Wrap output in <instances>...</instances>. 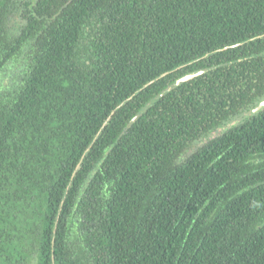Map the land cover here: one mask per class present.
Returning <instances> with one entry per match:
<instances>
[{"label":"trees","instance_id":"trees-1","mask_svg":"<svg viewBox=\"0 0 264 264\" xmlns=\"http://www.w3.org/2000/svg\"><path fill=\"white\" fill-rule=\"evenodd\" d=\"M263 100L264 0H0V264H264Z\"/></svg>","mask_w":264,"mask_h":264},{"label":"water","instance_id":"water-1","mask_svg":"<svg viewBox=\"0 0 264 264\" xmlns=\"http://www.w3.org/2000/svg\"><path fill=\"white\" fill-rule=\"evenodd\" d=\"M207 69H208V68H205V69H199V70L192 71V72H190V73H187V74L181 76L180 78H178L177 80H175V82H174L173 84L169 85V86L164 90V92L170 90L172 87H174V86H176V85L182 83L183 81L189 80V79L193 78L194 76H196V75H198V74H201V73L205 72ZM148 104H149V103H148ZM262 107H264V100L261 101L256 107H254L253 110H252V112H256V111H258V110H259L260 108H262ZM144 108H145V107H144ZM141 111H142V110H141ZM141 111H140V112H141ZM140 112L137 113V114L135 115L134 118H136V117L140 114Z\"/></svg>","mask_w":264,"mask_h":264},{"label":"rangeland","instance_id":"rangeland-1","mask_svg":"<svg viewBox=\"0 0 264 264\" xmlns=\"http://www.w3.org/2000/svg\"><path fill=\"white\" fill-rule=\"evenodd\" d=\"M238 119V118H237ZM236 121V120H235Z\"/></svg>","mask_w":264,"mask_h":264}]
</instances>
